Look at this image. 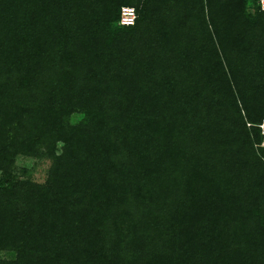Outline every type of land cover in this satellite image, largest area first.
Returning a JSON list of instances; mask_svg holds the SVG:
<instances>
[{
	"label": "trees",
	"instance_id": "1",
	"mask_svg": "<svg viewBox=\"0 0 264 264\" xmlns=\"http://www.w3.org/2000/svg\"><path fill=\"white\" fill-rule=\"evenodd\" d=\"M259 1L0 0V264H264Z\"/></svg>",
	"mask_w": 264,
	"mask_h": 264
},
{
	"label": "rangeland",
	"instance_id": "2",
	"mask_svg": "<svg viewBox=\"0 0 264 264\" xmlns=\"http://www.w3.org/2000/svg\"><path fill=\"white\" fill-rule=\"evenodd\" d=\"M17 165L19 168H25L27 171L31 172V176L34 180L43 182L50 166V162L20 157L17 161Z\"/></svg>",
	"mask_w": 264,
	"mask_h": 264
},
{
	"label": "built area",
	"instance_id": "3",
	"mask_svg": "<svg viewBox=\"0 0 264 264\" xmlns=\"http://www.w3.org/2000/svg\"><path fill=\"white\" fill-rule=\"evenodd\" d=\"M259 5L261 7V10L264 12V0H260ZM136 17H137L136 11L134 8L125 7L122 9V12H121L120 25L121 26H132L135 24ZM260 128L262 130V134L264 135V121L261 124Z\"/></svg>",
	"mask_w": 264,
	"mask_h": 264
}]
</instances>
